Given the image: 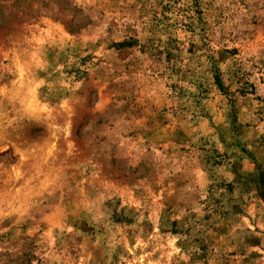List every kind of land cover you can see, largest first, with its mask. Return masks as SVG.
Masks as SVG:
<instances>
[{"label":"rangeland","instance_id":"obj_1","mask_svg":"<svg viewBox=\"0 0 264 264\" xmlns=\"http://www.w3.org/2000/svg\"><path fill=\"white\" fill-rule=\"evenodd\" d=\"M0 264H264V0H0Z\"/></svg>","mask_w":264,"mask_h":264}]
</instances>
